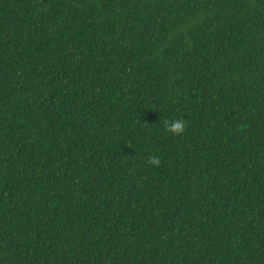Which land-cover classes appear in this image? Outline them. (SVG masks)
<instances>
[{"label": "trees", "instance_id": "16d2710c", "mask_svg": "<svg viewBox=\"0 0 264 264\" xmlns=\"http://www.w3.org/2000/svg\"><path fill=\"white\" fill-rule=\"evenodd\" d=\"M0 264H264V0H0Z\"/></svg>", "mask_w": 264, "mask_h": 264}, {"label": "clouds", "instance_id": "9594fccd", "mask_svg": "<svg viewBox=\"0 0 264 264\" xmlns=\"http://www.w3.org/2000/svg\"><path fill=\"white\" fill-rule=\"evenodd\" d=\"M185 128V122L180 119L172 120L171 122H166V130L173 134H179L183 132ZM147 162L152 165H158L160 163V160L155 155H150L147 159Z\"/></svg>", "mask_w": 264, "mask_h": 264}]
</instances>
